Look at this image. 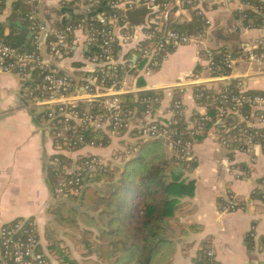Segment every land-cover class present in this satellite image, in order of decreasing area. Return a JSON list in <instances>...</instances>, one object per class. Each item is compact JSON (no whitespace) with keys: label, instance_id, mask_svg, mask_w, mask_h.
<instances>
[{"label":"built area","instance_id":"built-area-1","mask_svg":"<svg viewBox=\"0 0 264 264\" xmlns=\"http://www.w3.org/2000/svg\"><path fill=\"white\" fill-rule=\"evenodd\" d=\"M57 1L61 4L73 2ZM239 1L243 6L259 12L247 0ZM3 2L0 0V6ZM84 2L81 16L59 31L50 32L42 25H32V48L28 52H18L0 43V72L18 74L23 78V96L40 109L48 126L54 147V156L48 163L51 172L69 176L57 182L53 191L55 199H62L67 194L77 196L85 176L106 167L100 157L83 154V151L102 149L107 144L103 145L101 141L83 142V136L78 134L81 130L101 132L108 141L131 137L136 145L126 148L128 152H122L124 161L135 156L137 146L147 140H159L169 153L191 160L192 147L209 129L215 132L217 144L223 150L249 153L259 145L251 134L264 129V94L249 95L243 80L232 78L234 66L239 61L237 57L230 53L218 56L219 53H215L218 49L206 46L207 32L204 30L196 36H187L171 28L174 21L186 12L202 16L204 0H107L104 3L111 12L94 15L92 10L99 5V1ZM259 3L264 6V0H259ZM219 4L229 5L230 0H220ZM139 7L145 9L146 15L142 26L135 28L128 22L126 12ZM244 12L236 18V31L249 30L243 24ZM33 19L34 15L29 17V20ZM131 30L140 31L141 36L137 37ZM79 40L82 45L78 44ZM188 45L203 46L210 82L220 84L219 89L214 85L211 89H216L212 101L216 103L217 114L209 129L206 128L210 121L208 116H200V122L195 127L187 122L184 131L178 128L181 112L184 114L180 97L173 101L169 111L171 117L166 120L156 117L154 108L160 103L157 97L141 99L144 105L141 112L123 105L122 96L141 93H133L126 86L130 72L134 71L146 79L159 70L173 51ZM75 47H79L80 51L83 48L86 56L82 77L61 70V65L69 59L71 49ZM128 48L135 50V61L127 58L125 51ZM239 50V57L251 66L254 75L264 76L261 42L243 44ZM216 56L219 57L217 60ZM232 81H235L234 85L229 86ZM178 93L183 94L184 90L179 89ZM244 107L248 112L243 113ZM227 118L241 126L237 135L227 134L229 129L224 125ZM232 144L236 145L235 149H231ZM61 155L79 157L70 163H63L59 158ZM231 168L228 161L225 171L230 173ZM238 209L239 204L232 196L219 205L218 211L226 214ZM206 259L207 264H214L210 252H207ZM0 264H51L41 249L32 220H16L0 225ZM196 264L204 263L199 260Z\"/></svg>","mask_w":264,"mask_h":264},{"label":"crops","instance_id":"crops-1","mask_svg":"<svg viewBox=\"0 0 264 264\" xmlns=\"http://www.w3.org/2000/svg\"><path fill=\"white\" fill-rule=\"evenodd\" d=\"M22 1L34 3L36 21L50 32L59 31L67 21L70 23L80 17L83 13L81 6L85 3L84 0L62 4L57 0ZM219 1L204 0L202 16H199L204 21L203 30L207 32L206 46L239 50L243 44L258 40L264 50L263 20L260 26L249 27L247 32L236 31L237 16L242 11L254 12L253 8L243 6L239 0H230V4L225 6ZM15 2L17 0H4L1 4L0 24L6 25L10 19L13 20ZM134 10L126 12L128 22L129 13ZM190 21L191 12H186L174 21V25ZM143 22L134 27L142 26ZM4 31L8 33L9 30L5 28ZM217 31L236 34V38L228 43L220 42L214 35ZM132 32L137 37L141 36L138 30ZM80 40L78 44L82 45ZM42 49L44 52V47ZM125 53L127 58L135 61L133 48L126 49ZM85 59L83 48L81 51L79 47L72 48L69 59L61 65L62 72L78 76L83 72ZM237 60L232 78H241L248 91L264 94V76L254 75L243 58L237 56ZM126 83L128 88H133V93L146 90L162 93L156 110L158 120L171 117L169 111L173 101L180 97L185 123L193 115L203 116L206 113V109L195 102L193 87L199 84L208 89L213 87L206 73L204 48L193 45L177 48L160 69L146 79L134 71L130 72ZM23 85L24 80L20 76L0 72V225L24 219L34 221L41 249L47 253L48 248L58 242L54 240L56 231H60L63 237V232L48 214L56 202L48 175V163L54 156V147L41 111L23 96ZM214 86L218 88L220 84ZM179 89H183L184 93L179 94ZM214 135V131L207 130L192 147L191 160L197 165L186 175L189 181L194 182L195 190L193 196L187 199L193 206V214L184 218L182 223L200 225L203 231L176 239L172 264H196L207 252L213 255L214 264H264V149L257 145L249 153L230 152L218 146ZM115 145L117 140H109L105 148L86 149L83 154L108 155L107 151L111 152ZM118 145L122 148L129 146L126 142ZM63 157L69 160V156ZM228 161L232 165L230 173L225 171ZM232 196L239 209L220 214L219 205ZM52 231L55 235L48 239L47 235ZM62 239L58 242L60 247H68L70 253L77 256L73 259L79 260L77 249H72L70 243L64 242L67 239Z\"/></svg>","mask_w":264,"mask_h":264},{"label":"trees","instance_id":"trees-1","mask_svg":"<svg viewBox=\"0 0 264 264\" xmlns=\"http://www.w3.org/2000/svg\"><path fill=\"white\" fill-rule=\"evenodd\" d=\"M98 1L99 5L92 10V14L98 12L109 14L111 10L104 3L107 0ZM247 1L259 12L245 11L244 26H260L264 21V6L259 0ZM1 8L2 5L0 10ZM34 10V3L26 4L22 0H17L13 4L15 15L13 20L10 19L6 25L0 24V43L18 52L30 51L33 36L30 28L32 25L33 27L39 25L36 19L29 20V17L34 15ZM145 15L144 8H137L129 13L130 24L133 26L140 24ZM67 23L69 22L67 21L61 28ZM203 25L204 21L195 12H191L189 23L173 24L171 28L187 36H196L203 30ZM5 28H8V33H5ZM214 35L224 43L236 38V34L222 31H217ZM239 51L222 47L215 53H219L218 56L230 53L237 57ZM218 56L215 60L219 58ZM82 76L83 73L78 74V77ZM234 82H230L229 86L234 85ZM161 94L159 91L141 92L136 96L124 95L121 101L123 105L137 108L141 112L144 110L141 99L147 97L160 99ZM248 94L257 93L249 91ZM193 95L199 96L195 102L206 109V114L210 118L206 128L209 129L217 114L214 108L216 103L212 101L213 94L202 86H195ZM156 110L157 106L154 108V111ZM246 112L248 109L244 107L243 113ZM189 122L194 127L197 126L200 116L193 115ZM224 125L229 129L228 135H237L241 127L229 118L224 120ZM186 126L183 116L179 117L178 128L184 131ZM78 134L83 136V142L101 141L103 145L108 142L107 137L101 132L91 129L81 130ZM251 135L264 149V129ZM201 139L202 137L198 141ZM235 148L236 145L232 144L231 149ZM59 158L63 163L69 161L63 155ZM196 165L194 160L169 153L163 142L147 140L137 146L135 156L125 161L123 165L107 166L87 174L77 196L67 194L62 199H55L56 202L48 210L56 227L63 232V238L77 249L79 260L71 258L68 247H60L58 242L48 248L49 256H53L59 264H172L176 252V239L203 231L200 225L182 223L184 218L193 214V206L187 199L193 196L195 186L186 175L191 173ZM48 175L52 191L59 179L69 177L51 170ZM48 234V239H52L55 232ZM45 255L48 256L47 253ZM199 260L200 263L207 264L206 256L201 255Z\"/></svg>","mask_w":264,"mask_h":264},{"label":"rangeland","instance_id":"rangeland-1","mask_svg":"<svg viewBox=\"0 0 264 264\" xmlns=\"http://www.w3.org/2000/svg\"><path fill=\"white\" fill-rule=\"evenodd\" d=\"M205 58V57H204ZM160 69V68H159ZM156 73V72H155ZM206 73H207V71H206ZM5 74V73H4ZM9 74H13V73H9ZM15 75H18V74H15ZM18 76H20V75H18ZM21 77V76H20ZM207 77L209 78V80H210V77H209V75H208V73H207ZM22 78V77H21ZM209 84H212V85H215L214 83H209ZM197 86H202L204 89H206V87H205V85H202V84H199V85H197ZM133 87H135V85L133 84ZM208 88V87H207ZM22 89H23V87H22ZM133 88H129V90H131V91H133L132 90ZM138 89H144L143 87H139ZM210 89V92H212V94H213V92H215L216 91V89L215 90H211L212 88H209ZM217 89H219V87L217 88ZM207 90V89H206ZM22 92H23V90H22ZM26 98V97H25ZM39 109V108H38ZM40 110V109H39ZM184 115V114H183ZM182 115V112H181V116H183ZM203 116H207V114L205 113ZM189 122V121H188ZM191 125H193L192 123H191ZM190 127V126H189ZM114 140H117V146L115 145V146H113V150L110 152V151H107L108 153H106V154H108V155H96V156H98V157H100L102 160V162H103V164L107 167V166H121V165H123L124 163H125V161H127V160H123V155H122V152H128V151H126L125 149L126 148H122L121 146H119L118 144H120L121 142H126L129 146H131V148L132 147H134V144H135V142L131 139V137L128 139V138H124V139H122V140H119V139H114ZM136 145V144H135ZM129 146H128V148H129ZM86 155H90V154H86ZM85 155V156H86ZM67 156H69V162L68 163H70V161H72L73 159H75L76 157H79V156H75V155H67ZM119 156H122V158H120ZM71 157V158H70ZM34 222V221H33ZM35 223V222H34ZM35 225H36V223H35ZM36 228H37V226H36ZM47 232V231H46ZM44 233V232H43ZM63 237H62V235H61V232L60 231H56V235H55V241H58V242H62V239ZM44 239H46V236H44ZM46 242H47V240H45ZM64 242H66V244H69V242L66 240V241H64ZM47 244H49L48 242H47ZM72 248V247H71ZM72 249H76V248H72ZM75 251H77V250H75ZM79 254V253H78ZM47 258L49 259V261L51 262V264H59V262H57V260L53 257V256H49V250H48V252H47ZM76 256V254H74V255H72L71 254V258H74ZM77 257V256H76Z\"/></svg>","mask_w":264,"mask_h":264}]
</instances>
